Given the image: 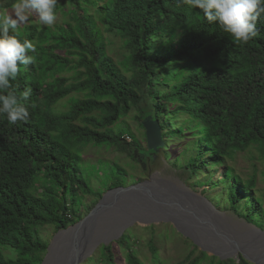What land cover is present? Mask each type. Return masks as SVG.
Masks as SVG:
<instances>
[{
    "label": "trees",
    "instance_id": "obj_1",
    "mask_svg": "<svg viewBox=\"0 0 264 264\" xmlns=\"http://www.w3.org/2000/svg\"><path fill=\"white\" fill-rule=\"evenodd\" d=\"M101 1L102 29L124 45L123 73L106 55L88 14L96 0H57L59 24H24L9 33L32 41L36 52L30 53L34 63L20 65L11 81L18 95L32 90L28 121L9 124L0 112V246L18 253L10 260L0 252V264H41L48 244L36 228L53 225L57 232L80 220V195H92L77 166L86 145H107L137 162L138 143L110 130L133 109L141 128L148 115L159 122L164 142L183 133L194 137V154L180 168L186 184L250 146L264 161V17L257 21L260 35L239 44L181 0ZM14 3L0 7L9 10ZM64 99L68 108L57 112L55 105ZM202 185L225 186L229 209L245 223L257 215L264 228V202L251 195L254 178L243 181L226 166L220 179ZM134 243L125 231L81 264H143ZM199 254L189 264L205 258L208 264H250L240 256L236 263Z\"/></svg>",
    "mask_w": 264,
    "mask_h": 264
},
{
    "label": "rangeland",
    "instance_id": "obj_2",
    "mask_svg": "<svg viewBox=\"0 0 264 264\" xmlns=\"http://www.w3.org/2000/svg\"><path fill=\"white\" fill-rule=\"evenodd\" d=\"M7 1L0 0V5H5ZM96 1L97 5L95 7L90 6L88 14L95 28L99 31L106 55L114 61L117 68L123 73L124 62L122 61L126 55L123 42L117 36H113L110 33L107 34L102 29V25L97 18L98 6L101 5L102 1ZM0 8V11L4 9ZM68 8L69 6H67ZM11 11L12 7L8 12L11 13ZM56 13L57 21L55 24H59L63 17L59 11ZM30 23L39 27L44 26L39 23L38 18L34 14L30 16L26 24ZM68 106L69 102L67 99H64L57 103L54 109L57 112H63L66 111ZM137 117L138 112L133 109L110 127V130L115 133L126 134L124 137L128 136L130 139V141L124 139L127 143H131L132 139L136 141L140 147V150L136 151V156H146L148 150L146 149L145 131L140 127ZM177 121L182 124L184 118L178 117ZM172 129H175V127ZM183 135L184 133L177 140H167L165 142L166 148L151 154L149 161L146 160V163L144 162L143 165L107 145L88 144L82 148L77 166L82 178L91 189L92 195H80V207L77 210L79 218H84L89 212L88 207L92 206L94 202L97 203V194L102 195L106 191L116 187H128L147 180L149 175H155V177L161 178L163 181L176 185H178V182H181L188 191H192L205 199L209 203L207 208H210L212 217L217 219L224 228L231 229L234 233H241L251 224L259 230H264L258 223L257 215L254 216L255 221L247 223L249 224L247 225L243 219L238 218L229 209L225 186L221 185L210 188L209 186L202 185L207 181L212 183L220 179L224 168L227 166L243 181L254 178V189L256 192H253L251 195L261 198L262 202H264V161L257 147L250 146L243 152H235L231 161L227 158V161L225 160V164L222 166L202 170L197 177L198 179L194 178L186 184L184 182L185 178H181L186 173L180 168L183 167L189 157L193 156L194 150L192 148L195 139L188 134ZM184 150L185 153L183 154ZM259 220L264 226L263 218L259 216ZM36 230V235L47 244L56 234L53 225L38 227ZM126 233L128 234L129 241H135L133 248L136 256L143 264H189L195 257L200 255V249L194 250L185 238L177 233L169 223L151 226L135 225L127 229ZM151 246L155 249V260L152 259ZM0 252L5 259L14 260L18 256L17 251L9 246H0ZM114 252L117 260L121 261L123 254L115 249V247ZM208 257H211V255H208ZM209 262L210 258H205L201 264H208Z\"/></svg>",
    "mask_w": 264,
    "mask_h": 264
},
{
    "label": "water",
    "instance_id": "obj_3",
    "mask_svg": "<svg viewBox=\"0 0 264 264\" xmlns=\"http://www.w3.org/2000/svg\"><path fill=\"white\" fill-rule=\"evenodd\" d=\"M141 125L148 152L164 148L159 122L148 115ZM207 205L183 183L149 175L147 180L103 193L84 218L56 232L41 264H81L100 245L118 240L127 229L160 223H169L200 251L219 260L237 263L240 256L250 264H264V230L246 223L244 232L234 233L212 217Z\"/></svg>",
    "mask_w": 264,
    "mask_h": 264
},
{
    "label": "clouds",
    "instance_id": "obj_4",
    "mask_svg": "<svg viewBox=\"0 0 264 264\" xmlns=\"http://www.w3.org/2000/svg\"><path fill=\"white\" fill-rule=\"evenodd\" d=\"M193 9H199L208 23L219 27L239 44L260 35L257 21L264 17V0H181ZM57 0H15L11 13L0 11V112L6 114L9 124L26 123L30 117L27 101L31 88L17 94L11 81L18 77L21 66L34 63L36 48L32 41L21 42L15 34L33 14L41 25L51 27L57 21Z\"/></svg>",
    "mask_w": 264,
    "mask_h": 264
},
{
    "label": "flooded vegetation",
    "instance_id": "obj_5",
    "mask_svg": "<svg viewBox=\"0 0 264 264\" xmlns=\"http://www.w3.org/2000/svg\"><path fill=\"white\" fill-rule=\"evenodd\" d=\"M151 152H148V154L146 155V156H138L137 157V161H138V163H140L141 165H143L144 164V162L146 163V160L147 161H149V156H151ZM145 159V161H143Z\"/></svg>",
    "mask_w": 264,
    "mask_h": 264
},
{
    "label": "built area",
    "instance_id": "obj_6",
    "mask_svg": "<svg viewBox=\"0 0 264 264\" xmlns=\"http://www.w3.org/2000/svg\"><path fill=\"white\" fill-rule=\"evenodd\" d=\"M124 138H125L126 140L130 141V139H129V137H128V136H125Z\"/></svg>",
    "mask_w": 264,
    "mask_h": 264
}]
</instances>
